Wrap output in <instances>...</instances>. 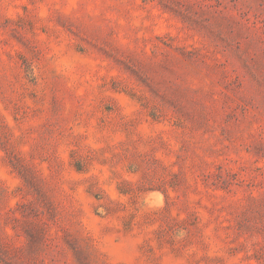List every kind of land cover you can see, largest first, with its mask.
Returning <instances> with one entry per match:
<instances>
[{"label": "rangeland", "instance_id": "1", "mask_svg": "<svg viewBox=\"0 0 264 264\" xmlns=\"http://www.w3.org/2000/svg\"><path fill=\"white\" fill-rule=\"evenodd\" d=\"M0 264H264V0H0Z\"/></svg>", "mask_w": 264, "mask_h": 264}]
</instances>
